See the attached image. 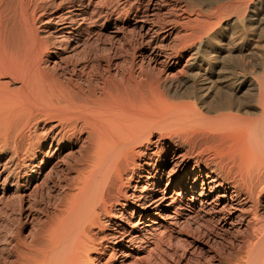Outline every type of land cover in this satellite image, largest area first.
Segmentation results:
<instances>
[{"label":"bare ground","instance_id":"1","mask_svg":"<svg viewBox=\"0 0 264 264\" xmlns=\"http://www.w3.org/2000/svg\"><path fill=\"white\" fill-rule=\"evenodd\" d=\"M106 4L0 0V264L132 258L158 210V228L193 223V264H264V0ZM57 166L70 175L27 238Z\"/></svg>","mask_w":264,"mask_h":264},{"label":"rangeland","instance_id":"2","mask_svg":"<svg viewBox=\"0 0 264 264\" xmlns=\"http://www.w3.org/2000/svg\"><path fill=\"white\" fill-rule=\"evenodd\" d=\"M98 2H101L102 6L104 5L103 7H105L107 5L106 3H108V0H102V1L98 0ZM111 26H112L111 24H108L100 28L101 34L94 36L93 40L98 42L101 46H104L105 44L108 45L109 42L108 39H110L109 29H112L110 28ZM250 31L253 32V30ZM111 39H112V43L114 44V48L112 52V54H114L113 55L114 60L116 62L117 61L119 62L123 60H128V58L130 59V55L127 54L128 51H125L126 50L125 48H128V46L125 43H123V47L125 50L123 48H118L120 47V43L122 44L123 42L120 34L117 35L116 37L115 36L112 37ZM119 54H121V56H118ZM144 66L147 68V70L154 71V72L151 71L152 73L157 72L156 68L154 69L148 68L149 66L146 63H144ZM182 76L185 77V74L179 76V78H184ZM52 164H50V166ZM49 167H47L46 169H48ZM69 175L70 172L66 170L64 166L63 167L57 166L56 168H52L48 173H46V177H47L46 184H43L39 179V182H41L40 186H38V188L32 192V195L29 198L30 202L35 203L34 205L37 211L35 209L33 210L34 219H32L31 223L28 222L24 227L19 228L21 230L22 235H25V237L29 238L30 234H27L29 233L28 231H30L34 227L37 228V226L39 225L43 226L44 224H46V219H47L46 214H49L50 212L53 211L54 204L58 200L57 198H59V196L61 195L63 184L67 181L68 179L67 177ZM27 179L28 177L25 178L20 177L17 183L18 185L10 186L5 193L6 199L15 198V195L17 196V194L21 193L20 188L21 189L23 188L22 185H25ZM1 186L2 185H0V187ZM21 202L22 204H24L25 200H22ZM14 207H15L14 208L15 211L12 209L14 213L12 212L13 214L10 215L18 217L19 216L18 205L15 204ZM162 212L164 211L163 210L155 211L154 215L148 216L149 219L144 221V223H147L148 225H152V226H151V230H149V232L146 233L147 245L145 248H143V250L137 252V254H134L132 258L131 257L124 258L123 256L120 257L118 253L117 256L116 255L111 256L112 258L110 257L111 259H109L108 263H99V264H193V242L201 243L203 239L197 237L194 238L195 240H193V223L190 222L189 223L180 222L178 223V225L164 223L163 227L160 228L155 226V224H152L151 221H155V222L160 221L159 216L161 215ZM130 213H132L131 209L129 210V214ZM14 221H9L7 223H10L9 225L12 227H18L16 226L18 224L16 222L17 220L15 222ZM107 257L108 256L104 255V258Z\"/></svg>","mask_w":264,"mask_h":264}]
</instances>
